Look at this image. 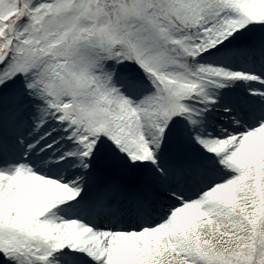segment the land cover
Here are the masks:
<instances>
[{"label":"snow or ice","instance_id":"6c2138e0","mask_svg":"<svg viewBox=\"0 0 264 264\" xmlns=\"http://www.w3.org/2000/svg\"><path fill=\"white\" fill-rule=\"evenodd\" d=\"M0 264H264V0H0Z\"/></svg>","mask_w":264,"mask_h":264}]
</instances>
